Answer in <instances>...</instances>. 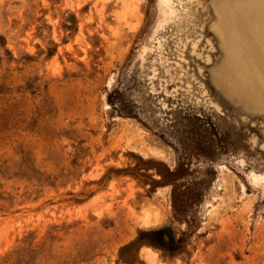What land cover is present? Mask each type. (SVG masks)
Returning <instances> with one entry per match:
<instances>
[{"label": "rangeland", "instance_id": "1", "mask_svg": "<svg viewBox=\"0 0 264 264\" xmlns=\"http://www.w3.org/2000/svg\"><path fill=\"white\" fill-rule=\"evenodd\" d=\"M215 22L212 0H0V264H264V111L213 82Z\"/></svg>", "mask_w": 264, "mask_h": 264}, {"label": "bare ground", "instance_id": "2", "mask_svg": "<svg viewBox=\"0 0 264 264\" xmlns=\"http://www.w3.org/2000/svg\"><path fill=\"white\" fill-rule=\"evenodd\" d=\"M212 3L213 30L223 52L213 82L247 109L264 111V0Z\"/></svg>", "mask_w": 264, "mask_h": 264}, {"label": "trees", "instance_id": "3", "mask_svg": "<svg viewBox=\"0 0 264 264\" xmlns=\"http://www.w3.org/2000/svg\"><path fill=\"white\" fill-rule=\"evenodd\" d=\"M175 193H176V186L173 188V206L175 211L180 212L178 209V205L176 203V198H175ZM178 215L183 216L181 213ZM152 236H156L158 239L154 242L151 243V245L164 253L174 255L182 250V241L177 240L175 241L173 238H168V241L166 240V235L164 230H157V231H152L150 232Z\"/></svg>", "mask_w": 264, "mask_h": 264}]
</instances>
